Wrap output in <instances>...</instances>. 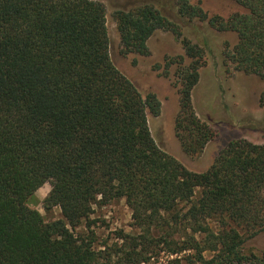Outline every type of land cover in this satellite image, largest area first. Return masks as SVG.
Listing matches in <instances>:
<instances>
[{"label":"trees","instance_id":"1","mask_svg":"<svg viewBox=\"0 0 264 264\" xmlns=\"http://www.w3.org/2000/svg\"><path fill=\"white\" fill-rule=\"evenodd\" d=\"M165 1L171 16L142 4L114 19L124 55H149L158 31L181 39L186 56L167 58L163 75L179 65L175 133L197 157L218 136L192 97L209 43H193L178 22L235 33L226 62L264 81V0H232L243 12L228 18ZM148 113L158 117L161 102L114 64L102 2L0 0V264H149L162 254H187L167 264H264L246 251L264 232V145L232 140L193 172L157 145ZM47 183L44 209L61 212L52 221L28 205ZM120 200L133 232L100 243L94 207Z\"/></svg>","mask_w":264,"mask_h":264},{"label":"rangeland","instance_id":"2","mask_svg":"<svg viewBox=\"0 0 264 264\" xmlns=\"http://www.w3.org/2000/svg\"><path fill=\"white\" fill-rule=\"evenodd\" d=\"M106 8L107 27L110 38L111 58L116 67L128 77L140 93L146 96L155 94L161 102V113L158 117L148 113L149 126L157 145L166 153L179 160L193 172L207 171L214 163L218 154L232 140L246 139L255 144L264 145V107L260 104V96L264 91V81L255 76L238 72L226 62L227 46L230 50L236 45L238 38L233 32H220L207 23L178 22L184 28V35L193 43L202 46L205 40L209 50L200 69V81L193 91V105L198 116L211 125L218 133L203 153L190 157L184 153L175 133V119L180 109L179 94L175 72L179 65L175 64L169 77H165L164 66L167 58L186 56L181 39L171 32L158 31L148 42L149 55H124L114 19L117 10L130 9L133 6L152 4L163 7L167 16L173 11L165 0H97ZM200 4L210 16L228 18L237 12H243L232 0H192ZM51 185L45 184L28 205L38 210L47 221L59 219L61 212L55 208L46 213L44 200L51 191ZM91 220L95 222L94 230L100 243H112L118 231L132 233V212L124 200L114 201L105 207H94ZM79 229L78 231H80ZM246 251L256 256H264V232L246 243ZM187 254L180 257H169L162 254L149 264H167L169 260L178 258L186 262ZM207 256H209L207 254Z\"/></svg>","mask_w":264,"mask_h":264}]
</instances>
